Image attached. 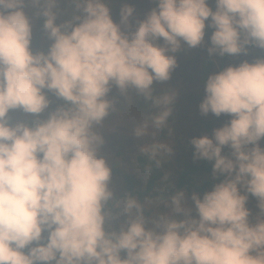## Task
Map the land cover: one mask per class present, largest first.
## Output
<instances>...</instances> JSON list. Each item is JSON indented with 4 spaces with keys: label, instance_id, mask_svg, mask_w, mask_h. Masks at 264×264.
<instances>
[{
    "label": "clouds",
    "instance_id": "9594fccd",
    "mask_svg": "<svg viewBox=\"0 0 264 264\" xmlns=\"http://www.w3.org/2000/svg\"><path fill=\"white\" fill-rule=\"evenodd\" d=\"M110 2L0 0V264H264V55L204 73L199 113L228 117L189 141L221 177L210 189L174 190L146 215L135 195L117 200L102 152L114 88L151 101L152 126H167L175 92H154L182 45L264 53V0H150L142 18L124 3L118 21ZM160 149L173 150L144 151Z\"/></svg>",
    "mask_w": 264,
    "mask_h": 264
},
{
    "label": "rangeland",
    "instance_id": "374dc122",
    "mask_svg": "<svg viewBox=\"0 0 264 264\" xmlns=\"http://www.w3.org/2000/svg\"><path fill=\"white\" fill-rule=\"evenodd\" d=\"M124 3L133 6L134 18H142L152 7L150 0H111L109 7L114 20H119V10ZM209 3L214 7L211 0H209ZM41 22L42 18H36L34 22V33L36 34L34 46L36 47H40L43 43L40 39ZM210 31L211 29H206V43ZM258 55H264V53L252 48L246 56L209 57L205 46L188 48L186 45H182L176 53L177 66L173 70L170 80L158 85L154 92V95H158L162 89L166 88L175 92L176 95L175 101L171 105L172 111L168 117V124L160 129L153 127L149 118L151 113L157 111L151 101L146 102L143 97L136 96L132 91H129L127 97L122 96L114 88L111 94L116 97V111L111 112L105 120L103 134L106 144L102 150L112 164L113 169L120 167L122 171L131 170L136 172L135 156L138 152H145L144 149L150 148L154 143L171 146L173 149L171 153L160 149L161 154H159L164 164L163 170L165 173L162 179L163 182L159 185L161 187L166 185V190L162 189L165 192L163 196H169V190L174 188L183 166L192 161L199 162V160L191 157L190 139L193 136L202 134L211 135L213 128L221 126L228 120L226 115L216 117L212 114L204 116L199 113L198 104L204 94L202 84L205 71H217L228 63H238L241 59L251 60ZM53 102L57 103L58 101L53 98ZM14 115L23 118L20 113ZM144 122L148 124L147 135L137 137L134 135L133 129L136 125ZM224 151L227 152L228 149L225 148ZM118 152L121 153L119 155L123 158H116ZM205 179L206 175L195 176L193 184L184 189L186 195H190L192 191L202 192L205 189H210L212 184L218 182L221 177L213 178L212 183L203 188L202 184ZM112 182L117 200L123 199L127 193L123 192L120 178L113 171ZM133 195L138 198L137 194ZM167 198L146 196L144 200H140L145 205L146 215H151L158 210H164V202ZM247 206L253 215L258 211L254 197H249Z\"/></svg>",
    "mask_w": 264,
    "mask_h": 264
},
{
    "label": "trees",
    "instance_id": "16d2710c",
    "mask_svg": "<svg viewBox=\"0 0 264 264\" xmlns=\"http://www.w3.org/2000/svg\"><path fill=\"white\" fill-rule=\"evenodd\" d=\"M119 154L121 153L118 152L116 154V158L121 156ZM159 154H161L160 150L157 152L154 158H150L148 152H138L135 156V166L137 168L136 172L131 170L122 171L120 167L113 169V172L120 178L123 192L132 195L137 194L138 198L141 200H144L146 196H159L162 198L168 197L163 196L165 193L163 190H166V185L163 187L159 185L161 182H163L162 179L165 176L163 170L164 164ZM191 157H193L192 152ZM120 158H123V156ZM198 160V163L192 161L189 162V164H185L183 166L176 179L174 188H170L169 190V195L174 190L185 189L188 187V185L193 184L194 177L198 175H206V179L202 184L203 188L208 187L212 183L213 177L210 174L211 162L203 159ZM249 197L252 198L251 196Z\"/></svg>",
    "mask_w": 264,
    "mask_h": 264
}]
</instances>
